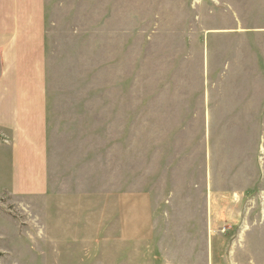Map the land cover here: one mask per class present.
<instances>
[{
	"label": "rangeland",
	"instance_id": "rangeland-1",
	"mask_svg": "<svg viewBox=\"0 0 264 264\" xmlns=\"http://www.w3.org/2000/svg\"><path fill=\"white\" fill-rule=\"evenodd\" d=\"M44 46L47 187L0 170V264H264V0H44Z\"/></svg>",
	"mask_w": 264,
	"mask_h": 264
},
{
	"label": "crops",
	"instance_id": "crops-1",
	"mask_svg": "<svg viewBox=\"0 0 264 264\" xmlns=\"http://www.w3.org/2000/svg\"><path fill=\"white\" fill-rule=\"evenodd\" d=\"M46 100L44 0H0V170L13 194L46 190Z\"/></svg>",
	"mask_w": 264,
	"mask_h": 264
}]
</instances>
